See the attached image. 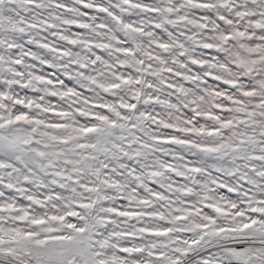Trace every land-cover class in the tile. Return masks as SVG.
<instances>
[{"label":"snow or ice","instance_id":"snow-or-ice-1","mask_svg":"<svg viewBox=\"0 0 264 264\" xmlns=\"http://www.w3.org/2000/svg\"><path fill=\"white\" fill-rule=\"evenodd\" d=\"M0 264H264V0H0Z\"/></svg>","mask_w":264,"mask_h":264}]
</instances>
